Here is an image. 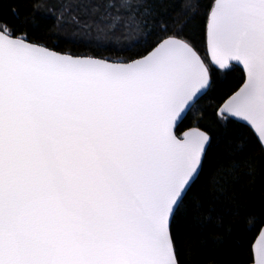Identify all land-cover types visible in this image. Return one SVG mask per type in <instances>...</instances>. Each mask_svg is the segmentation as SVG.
Listing matches in <instances>:
<instances>
[{"label":"snow or ice","instance_id":"6c2138e0","mask_svg":"<svg viewBox=\"0 0 264 264\" xmlns=\"http://www.w3.org/2000/svg\"><path fill=\"white\" fill-rule=\"evenodd\" d=\"M5 2L0 264H264V0L61 5L88 52Z\"/></svg>","mask_w":264,"mask_h":264},{"label":"trees","instance_id":"16d2710c","mask_svg":"<svg viewBox=\"0 0 264 264\" xmlns=\"http://www.w3.org/2000/svg\"><path fill=\"white\" fill-rule=\"evenodd\" d=\"M82 3V0H6L3 4V13L5 18L10 24L18 27L34 28L35 25H39L38 30H49L52 34L60 36L62 40L72 41L75 43L63 44L61 48L57 50L61 51H73V52H88L90 48L88 45L93 44H115V40H109L102 33H98L95 30H83L77 28L70 22L71 17L65 15L66 23H63L62 30L58 27L56 17L59 16L58 8L61 5H70L78 15H83L76 7ZM177 10H179L180 0H175ZM17 9L16 12H12L11 9ZM58 41L52 40L49 42V46H54ZM94 50V49H93ZM230 86H235L234 81L229 80ZM215 99H205L202 101V106L209 111L215 106ZM253 203L258 206L260 203V192L256 191L251 197ZM232 246L229 244L224 249V255L230 256Z\"/></svg>","mask_w":264,"mask_h":264}]
</instances>
